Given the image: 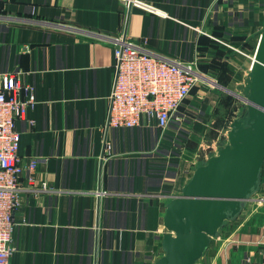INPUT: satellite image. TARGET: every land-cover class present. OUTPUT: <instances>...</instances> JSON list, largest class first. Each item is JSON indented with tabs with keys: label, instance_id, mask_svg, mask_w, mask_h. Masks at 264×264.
Segmentation results:
<instances>
[{
	"label": "crops",
	"instance_id": "1",
	"mask_svg": "<svg viewBox=\"0 0 264 264\" xmlns=\"http://www.w3.org/2000/svg\"><path fill=\"white\" fill-rule=\"evenodd\" d=\"M129 1L130 9L122 0H0V74L18 73L35 98L16 121L18 155L23 163L38 159L34 183L21 179L7 264H152L169 197L191 177L188 160L210 143L216 94L197 83L179 110L182 122L161 140L144 123L107 129L114 41L145 40L152 56L199 62L202 37L222 30L251 38L264 17V0ZM256 197L264 199V163ZM253 205L197 264H246L247 257L264 264L254 243L264 231V202Z\"/></svg>",
	"mask_w": 264,
	"mask_h": 264
},
{
	"label": "water",
	"instance_id": "2",
	"mask_svg": "<svg viewBox=\"0 0 264 264\" xmlns=\"http://www.w3.org/2000/svg\"><path fill=\"white\" fill-rule=\"evenodd\" d=\"M211 83L237 99L240 112L226 135L219 137L216 151L199 147L191 177L179 194L169 197L161 255L152 264H197L212 239L219 237L226 224L236 221L260 190L264 163V23L241 82L234 89Z\"/></svg>",
	"mask_w": 264,
	"mask_h": 264
},
{
	"label": "built area",
	"instance_id": "3",
	"mask_svg": "<svg viewBox=\"0 0 264 264\" xmlns=\"http://www.w3.org/2000/svg\"><path fill=\"white\" fill-rule=\"evenodd\" d=\"M122 1L126 5L131 3L129 0ZM135 5L152 11L145 5ZM145 43V40L134 43L123 38L114 41L116 75L106 127L111 130H130L143 126V123L146 126L153 125L158 129L161 140L170 124L182 122L178 115L180 108L196 84L206 80V77L197 71L195 61L172 62L152 56L145 50ZM34 103L33 89L21 83L18 73L0 74V264H7L14 250L13 214L21 205V179L25 176L28 185L34 183L38 159L22 162L18 155L20 134L15 127L16 121ZM228 130L229 125L220 136L226 135ZM219 137L206 147L216 151ZM109 150V145L105 144L104 152L108 154ZM195 158L190 162L194 169ZM253 202L260 205L264 199L255 196ZM254 243L258 255L264 260V231ZM245 263H250L249 257Z\"/></svg>",
	"mask_w": 264,
	"mask_h": 264
},
{
	"label": "rangeland",
	"instance_id": "4",
	"mask_svg": "<svg viewBox=\"0 0 264 264\" xmlns=\"http://www.w3.org/2000/svg\"><path fill=\"white\" fill-rule=\"evenodd\" d=\"M229 47L230 46L227 47V49L225 50V54H223L220 58L221 61L225 62L223 68L217 70L214 66H212L208 72H204L199 68L198 61L196 62V68L197 71H199L204 76H208L209 79L214 80L217 84L219 81L218 79L220 78L229 81V88L234 89L235 86L241 82L243 73L246 70L248 72L251 60L249 58L250 55L241 52L236 47H230L231 49ZM199 61L201 60L199 59ZM200 82H202L204 85H208L210 87L209 89H214L213 91L216 94L214 107L211 112L212 121L205 133V136H210V139L207 140L206 138H204L206 142L210 141V143L208 142V144H211L228 129L229 122L238 115L240 109L237 107V99H235L233 96L225 93L224 91L216 87L215 84L210 85L204 81ZM197 97L199 100H197L196 106L193 107L195 110L198 109L199 107L197 106H200V104L202 103V99H200L198 95ZM192 114H195L194 110ZM190 162L191 160H188L186 165L188 166ZM252 206H254L253 202H250L248 203L247 208Z\"/></svg>",
	"mask_w": 264,
	"mask_h": 264
},
{
	"label": "trees",
	"instance_id": "5",
	"mask_svg": "<svg viewBox=\"0 0 264 264\" xmlns=\"http://www.w3.org/2000/svg\"><path fill=\"white\" fill-rule=\"evenodd\" d=\"M261 23H262L261 24V28H262V25L264 23V17ZM260 30L255 36L251 38H246L245 36L242 35L231 36L223 33L222 30H219L220 32L216 33L215 36L212 38L202 37L198 46V51L200 53V60H201L198 62L199 68L201 69V71L204 72H208L212 66H214L217 70L223 68L225 62L221 61L220 58L223 54H225V50L227 49L228 46L236 47L241 52L252 56L256 47ZM218 80H219L218 84L220 86L229 88L230 86L229 81H226L221 78ZM193 103L195 104L193 105L195 107L196 103L195 102Z\"/></svg>",
	"mask_w": 264,
	"mask_h": 264
}]
</instances>
